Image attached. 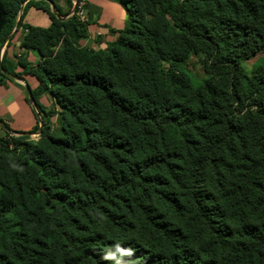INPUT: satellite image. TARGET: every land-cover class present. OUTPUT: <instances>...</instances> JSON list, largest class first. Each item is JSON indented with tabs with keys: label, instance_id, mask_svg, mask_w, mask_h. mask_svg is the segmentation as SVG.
Instances as JSON below:
<instances>
[{
	"label": "trees",
	"instance_id": "obj_1",
	"mask_svg": "<svg viewBox=\"0 0 264 264\" xmlns=\"http://www.w3.org/2000/svg\"><path fill=\"white\" fill-rule=\"evenodd\" d=\"M61 1L0 0L44 121L0 125V264H264V0H119L99 49Z\"/></svg>",
	"mask_w": 264,
	"mask_h": 264
},
{
	"label": "crops",
	"instance_id": "obj_2",
	"mask_svg": "<svg viewBox=\"0 0 264 264\" xmlns=\"http://www.w3.org/2000/svg\"><path fill=\"white\" fill-rule=\"evenodd\" d=\"M72 2L74 6V0ZM85 3L89 29L88 36L81 43L95 49L104 48L115 37L112 30L124 27L127 12L121 3L119 4L114 0H85ZM60 4L67 9V4L64 0ZM72 8L65 15L66 18L71 15ZM38 11L43 12L44 16L37 17V15H41L36 14ZM38 19L40 23H38ZM24 22L42 27H48L51 23L48 15L35 7H30L27 10ZM20 43V31H17L10 44L8 46L7 44L3 45L1 55L6 50L7 58L15 62L18 56L25 53ZM38 59L39 55L36 51L28 52V60L36 62ZM27 84L31 88H35L37 81L33 76H26L22 79L6 80L4 84L0 85V120L9 128L11 134L14 131H34L37 123L40 124L36 108L28 97ZM43 100L47 101V105L51 103L49 97H43Z\"/></svg>",
	"mask_w": 264,
	"mask_h": 264
},
{
	"label": "water",
	"instance_id": "obj_3",
	"mask_svg": "<svg viewBox=\"0 0 264 264\" xmlns=\"http://www.w3.org/2000/svg\"><path fill=\"white\" fill-rule=\"evenodd\" d=\"M52 9L55 11L56 15H57L59 18L66 19V16H61V15L58 13V11L55 9V7H54L53 4H52ZM75 9H76V4H75V2H74V6H73V8H72V13L75 12ZM72 13H71V14H72ZM8 39H9V38H8ZM8 39L5 41V44L7 43ZM0 68H1L2 72H4V74H6V76H8L9 78H11V79H22V77H20V76H18V75H15V74L9 72L8 70L4 69L3 66H2V64H0ZM26 89H27V93H28L29 100L34 104V98H33L32 90H31V87H30L28 84L26 85ZM39 122H40V124H39V128H38V130H36V131H31V132H28V131H25V132H24V131H22V132L14 131V132H12V134H15V135H29V136H30L31 134H37V135H40L41 132H42V128H43V126H44V121L39 117ZM0 125H1L4 129L10 131L9 128L3 123L2 120H0Z\"/></svg>",
	"mask_w": 264,
	"mask_h": 264
},
{
	"label": "rangeland",
	"instance_id": "obj_4",
	"mask_svg": "<svg viewBox=\"0 0 264 264\" xmlns=\"http://www.w3.org/2000/svg\"><path fill=\"white\" fill-rule=\"evenodd\" d=\"M114 1H116L117 3L120 4V1L119 0H114ZM36 14H41V15H37V17L44 16L43 15V12H41V11L36 12ZM39 19L37 20L38 23H40L39 22ZM252 63H253V60H249V61L245 62L244 65L249 70L251 68ZM203 66H204V57L201 56V55H194V56H192L191 59L188 62V69L191 71V73L196 78H201L204 75ZM44 97H46V96H44ZM40 100H41V102L43 104H47V101H46L47 99L46 100H43V97H42V98H40ZM13 135H15V134H13ZM30 136H31L32 139H37L38 138V135L37 134H31Z\"/></svg>",
	"mask_w": 264,
	"mask_h": 264
},
{
	"label": "built area",
	"instance_id": "obj_5",
	"mask_svg": "<svg viewBox=\"0 0 264 264\" xmlns=\"http://www.w3.org/2000/svg\"><path fill=\"white\" fill-rule=\"evenodd\" d=\"M74 2L76 4V9L74 13L82 22H88L89 19L86 12L85 0H74Z\"/></svg>",
	"mask_w": 264,
	"mask_h": 264
}]
</instances>
